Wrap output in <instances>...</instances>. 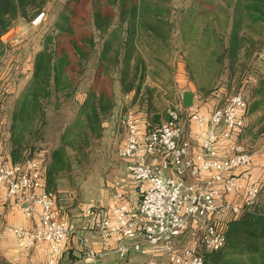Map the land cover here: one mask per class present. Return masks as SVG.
Instances as JSON below:
<instances>
[{"label": "trees", "instance_id": "trees-1", "mask_svg": "<svg viewBox=\"0 0 264 264\" xmlns=\"http://www.w3.org/2000/svg\"><path fill=\"white\" fill-rule=\"evenodd\" d=\"M48 1L0 0V54L6 46L3 35L20 18L31 23L38 13L45 12ZM189 1L194 6L189 13L194 16V8H206L218 0ZM219 1L231 7L232 21L227 41L226 35L216 37V45L222 43L220 47H223L217 61L222 64L226 61L230 79L240 83L253 57L264 60V0ZM170 4L171 0H65L52 31L44 35L42 48L33 56L27 86L11 107L7 160L41 161L46 155L37 143L43 140L48 109L59 108L75 96L80 76L92 56L96 62L95 84L89 86L84 99L77 104L74 120L65 126L59 144L45 162V188L56 189L59 179L71 171L73 163L85 157L88 148L101 137L105 121L116 107L114 92L105 84L99 85L110 79L109 76L113 79L115 76L120 93L128 94L131 104L141 105V112H134L141 133L156 128L159 124L151 126L160 116L157 113L151 116L154 87L145 84L149 73L139 44L144 38L157 44L170 39L173 29L169 19ZM98 41H102L99 50ZM251 87L252 102L246 114L258 111L264 104V74L252 78ZM128 111L131 110L124 114ZM238 135L239 139L241 134ZM224 232L226 242L222 248L199 250L203 264H264V202L257 200L241 213L231 215L225 221ZM4 263L0 257V264Z\"/></svg>", "mask_w": 264, "mask_h": 264}, {"label": "built area", "instance_id": "built-area-1", "mask_svg": "<svg viewBox=\"0 0 264 264\" xmlns=\"http://www.w3.org/2000/svg\"><path fill=\"white\" fill-rule=\"evenodd\" d=\"M44 15L41 11L31 23L39 24ZM12 39L19 41L17 36ZM247 107L243 94L235 93L210 113L197 106L191 108L189 117L199 128L195 137L200 146L193 155L189 142L182 140L180 108H170L166 120L142 133L133 111L121 116L126 135L118 152L127 160L139 204L133 208L119 189L115 193L118 202L101 211L104 217L97 223L103 235L115 238V251L121 258L137 253L149 257L139 264H160L158 256H165L169 264H203L196 246L181 245L186 228L194 221L199 222L205 250H219L225 245V221L256 203L260 192L259 182L247 181L259 159L237 137L245 127ZM221 140L229 145L224 157L219 156L217 148ZM143 151L151 156L150 162L143 161ZM40 162H10L0 153L3 199L12 200L26 217L36 212L38 216L34 228L8 225L7 230L28 248L47 242L46 264H58L60 245L72 228L59 217L55 193L44 186L45 171ZM167 170L171 172L166 174ZM206 171L210 176L205 183L186 182L187 174L196 178ZM230 194L236 200L227 199ZM98 207L100 204H86L83 212L92 215ZM77 238L86 256L96 255L90 251L86 237L78 234Z\"/></svg>", "mask_w": 264, "mask_h": 264}, {"label": "rangeland", "instance_id": "rangeland-1", "mask_svg": "<svg viewBox=\"0 0 264 264\" xmlns=\"http://www.w3.org/2000/svg\"><path fill=\"white\" fill-rule=\"evenodd\" d=\"M64 1L49 0L44 9L45 15L37 25L23 18L18 19L13 30L5 36L8 41H3L6 46L4 52L0 54V153L6 157V160L10 150L8 137L11 107L31 78L26 79L22 77V74H29L28 63L42 48L44 35L52 31L53 23ZM170 6L169 19L173 26L170 39L166 43L157 44L144 38L139 44L149 73L145 84L154 87V109L151 116L155 113L160 116L151 127L166 120L169 109L172 107L180 108L182 122L188 126L191 109H187L181 102L183 89L192 91L196 97V106L200 108L205 106L210 110L224 106L228 98L237 92L244 95L250 106L252 78H260L264 74V60L258 56L252 58L247 65L244 79H242L244 81L240 82V86L239 81L230 79L227 62L222 64L217 61V56L223 47H220L222 43H219L220 46L216 45V37L227 34L232 21L231 7L223 1H213L206 5V8L197 10L194 8L195 15L191 16L192 13L189 12L194 6L189 0H171ZM213 30L216 32L213 33ZM16 36L19 38L18 42L12 39ZM225 37L227 41V35ZM101 44L102 41H98V50ZM95 63V56H92L84 73L80 76V84L74 97L66 100L59 108L51 106L48 109L46 123L43 127V140L37 143L46 151L44 158H41L42 166L45 167V162L49 160L53 148L59 144L65 126L74 120L77 104L84 99L89 86L95 84ZM186 63L188 64L187 70L185 69ZM109 78L99 82V85L105 84L108 90L114 92L116 107L105 121L101 137L88 148V154L81 157L80 161H75L72 170L59 179V186L52 189L55 193L59 217L67 214L69 220L74 219L80 213L82 214L86 204H99L106 194L112 197L114 194L112 184L126 175L128 163L119 156L118 152L126 135L121 116L127 110L135 113L141 112V105L138 102L131 104L128 94L120 93L115 76L114 79L112 76ZM2 100L4 103L1 102ZM245 122L239 140L249 151L255 154L264 153V104L256 112L249 111L247 114L245 112ZM259 180L262 187L258 201L264 202V176ZM0 186L2 187L1 184ZM3 191L2 188L0 190L1 206L5 205L1 202H9L3 199ZM19 212L12 214V219L14 218L17 225H20L19 220L23 214L20 215ZM3 214L4 212L0 209L1 227L7 221ZM194 231L195 235L192 234ZM200 234L199 222L191 223L182 237L181 245L191 244L198 250L204 251ZM132 257L128 259L129 264H138ZM1 258L5 260L4 264H15L10 263L4 257ZM159 263L169 264L161 258Z\"/></svg>", "mask_w": 264, "mask_h": 264}, {"label": "crops", "instance_id": "crops-1", "mask_svg": "<svg viewBox=\"0 0 264 264\" xmlns=\"http://www.w3.org/2000/svg\"><path fill=\"white\" fill-rule=\"evenodd\" d=\"M13 30L10 29L6 34L3 35V41H8L5 39V36ZM9 39V38H8ZM31 60V59H30ZM33 60V57H32ZM32 60L28 63V70L29 74H22V77L29 79L31 77V69H32ZM187 89L182 90V104L186 106L183 102V94L184 91ZM190 91V90H188ZM192 92V91H191ZM193 94V93H192ZM196 106V97L193 94L192 104L190 106H186V108L191 109ZM201 109L204 112L210 113L213 109H207L205 106ZM183 121V119L181 118ZM188 126L184 125L182 122L183 127V135L182 140L189 142V153L193 155L194 153L198 152L200 149L199 141L196 139L195 135L199 131V128L196 124L190 120L189 117ZM185 123V122H184ZM246 124V122H245ZM187 126V128H186ZM218 153L219 156L224 157L229 153V145L227 140H221L217 143ZM261 155V156H260ZM257 158H259V165L254 166L252 175L247 179L249 182H259L260 178L264 176V153L255 154ZM122 158V157H121ZM123 159V158H122ZM125 160V159H124ZM127 161V160H125ZM143 161L150 162L151 156L147 155L143 151ZM171 171L167 170L166 174H169ZM210 176V172H202L196 178L192 177L191 175H186V182L190 183L192 181H197L198 183H205ZM242 178V177H241ZM221 185V184H218ZM114 188V194L112 197L109 195H105L102 198L101 202H99L100 207L95 210L92 215H87L84 212L80 215H77L76 218L70 219L67 214H63L60 217L65 219L69 222L72 233L65 238L59 248V252L57 254V261L58 264H129L128 259L130 256H133V259H136L138 264L142 259H149L148 256H142L137 253L130 254L129 258H121L115 251L116 241L115 238L110 236L103 235L100 230V227L97 225L103 217L104 213L101 212L103 210H108L109 207H112L118 201L116 199L115 193L117 190L121 189L125 193V198L128 203L133 207L137 208L139 204V194L136 190V186L134 181L132 180L129 171L127 170L126 166V175L120 180H117L112 184ZM227 199L236 200L233 195H226ZM5 204L4 206L0 205V209L4 212L3 217L6 216L7 221L1 217L5 223L3 226H0V256L6 258L10 263H17V264H46V258L48 255V243L45 241H40L36 243L33 247L28 248L25 244L17 239L14 234L7 230L8 225H15L22 228H34L38 223V216L37 212L32 217H26L24 214L20 213L12 204V201L9 202H1ZM18 211L22 216L19 220V224L17 225L14 222V218L12 219V214ZM59 214V210H58ZM24 215V216H23ZM60 215V214H59ZM25 217V218H24ZM197 222V221H194ZM190 226V225H189ZM188 226V227H189ZM188 227L186 228L185 232L187 231ZM198 228V227H197ZM195 231L192 234L195 235ZM82 235L86 237L89 241L90 251L96 253L94 256H86L84 253V249L80 242L78 241L77 235ZM195 239V238H194ZM135 255V256H134ZM127 258V259H126ZM165 259V256H159V259ZM167 261V260H166Z\"/></svg>", "mask_w": 264, "mask_h": 264}, {"label": "water", "instance_id": "water-1", "mask_svg": "<svg viewBox=\"0 0 264 264\" xmlns=\"http://www.w3.org/2000/svg\"><path fill=\"white\" fill-rule=\"evenodd\" d=\"M192 100H193V94L191 91H184L183 94V102L186 106H190L192 104Z\"/></svg>", "mask_w": 264, "mask_h": 264}]
</instances>
